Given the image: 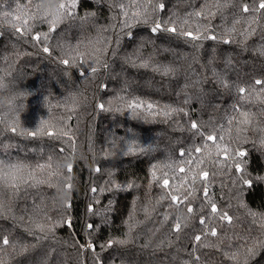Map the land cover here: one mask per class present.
I'll list each match as a JSON object with an SVG mask.
<instances>
[{"label":"trees","instance_id":"trees-1","mask_svg":"<svg viewBox=\"0 0 264 264\" xmlns=\"http://www.w3.org/2000/svg\"><path fill=\"white\" fill-rule=\"evenodd\" d=\"M261 2L0 0V264H264Z\"/></svg>","mask_w":264,"mask_h":264},{"label":"snow or ice","instance_id":"snow-or-ice-1","mask_svg":"<svg viewBox=\"0 0 264 264\" xmlns=\"http://www.w3.org/2000/svg\"><path fill=\"white\" fill-rule=\"evenodd\" d=\"M71 6L74 7V6H75L74 3H73V5H71ZM163 7H164V5L161 4V5H160V8L163 9ZM60 8H61V9L65 8V5H64V4H61V5H60ZM259 8H260V9H264V2H261V3L259 4ZM243 11H244V12H248V11H249V8L247 7V5H245V6L243 7ZM158 29H162V25H160V24H156V26L152 29V31H153V32H156ZM166 30H167V31H170V32H174V31H175V28H168V29H166ZM185 35H188V36L192 37L193 39H196V38H197V37L193 36L192 33H185ZM35 38H36V39H39V36H37V37H35ZM209 38H210V39H215L214 36L209 37ZM225 43H228V41H225ZM44 51L47 52L48 49L45 48ZM64 63L67 64L68 61H64ZM255 84H256V85H261V84H264V81H262V80H260V79H257V80H255ZM239 92H240L241 94H244V92H245V88H243V87L239 88ZM100 107H101V109H103L104 106H103V105H100ZM149 107H151V105H149ZM192 128H193V129H196V128H197V124H196L195 122L192 123ZM208 140H210V141H215V140H216V137L208 136ZM132 150H133V149H132V146L130 145L129 148H128V151H132ZM196 151L199 152L200 149L197 148ZM183 154H184V153L182 152L181 155H183ZM240 155H244V153H240ZM69 170H71V169L69 168ZM237 170H239V167H238V166H237ZM97 171H99V169H97ZM181 171H183V169H181ZM202 176L206 178V177L208 176V173H207V172H203V173H202ZM245 182H246V183H249V182H247V181H245ZM163 184H164L165 187H167L168 184H169V181H168L167 179H165V180L163 181ZM69 187H70V185H69ZM92 191H93V192H96L97 189L93 188ZM204 194H205V196H207V191H206V190H205V193H204ZM172 200H173L174 202H182V201H179V198L176 197V196H172ZM89 210L91 211V208H90ZM192 211H193V209H192L191 207H189V208H188V212L191 213ZM216 211H217V208H216V206L213 204V205H212V212H216ZM225 218H227V217H225ZM204 222H205V221H204L203 219L200 220V223H201V224H204ZM88 227H89V228H92L93 226L90 224V225H88ZM175 230H176V231H179V230H180V225H179V224L176 225ZM212 235H216V233H215L214 230H213V232H212ZM195 239H196L197 241H199V240L201 239V237H200V236H196ZM3 243H4L5 245H7L9 242H8V240L5 238V239L3 240ZM109 246H111V244H109Z\"/></svg>","mask_w":264,"mask_h":264}]
</instances>
